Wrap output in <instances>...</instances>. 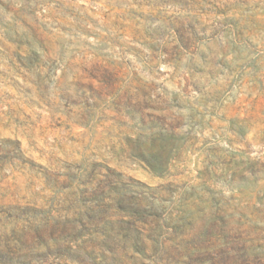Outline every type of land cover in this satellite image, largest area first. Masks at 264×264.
<instances>
[{"label":"rangeland","instance_id":"obj_1","mask_svg":"<svg viewBox=\"0 0 264 264\" xmlns=\"http://www.w3.org/2000/svg\"><path fill=\"white\" fill-rule=\"evenodd\" d=\"M0 264H264V0H0Z\"/></svg>","mask_w":264,"mask_h":264}]
</instances>
